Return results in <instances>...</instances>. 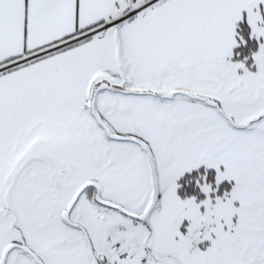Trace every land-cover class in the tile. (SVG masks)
Wrapping results in <instances>:
<instances>
[{
  "label": "snow or ice",
  "instance_id": "1",
  "mask_svg": "<svg viewBox=\"0 0 264 264\" xmlns=\"http://www.w3.org/2000/svg\"><path fill=\"white\" fill-rule=\"evenodd\" d=\"M0 264H264V0H0Z\"/></svg>",
  "mask_w": 264,
  "mask_h": 264
},
{
  "label": "trees",
  "instance_id": "2",
  "mask_svg": "<svg viewBox=\"0 0 264 264\" xmlns=\"http://www.w3.org/2000/svg\"><path fill=\"white\" fill-rule=\"evenodd\" d=\"M240 35L245 36L248 41L247 44H242L239 48L234 49L233 60H242L244 56H251V52L257 47L256 42L249 37V29L245 28L243 25L237 29ZM238 53V55H237Z\"/></svg>",
  "mask_w": 264,
  "mask_h": 264
}]
</instances>
